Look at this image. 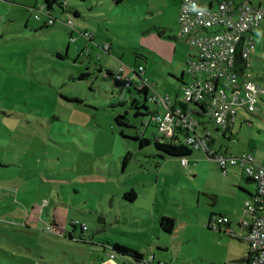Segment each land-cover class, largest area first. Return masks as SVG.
<instances>
[{
	"label": "rangeland",
	"instance_id": "1",
	"mask_svg": "<svg viewBox=\"0 0 264 264\" xmlns=\"http://www.w3.org/2000/svg\"><path fill=\"white\" fill-rule=\"evenodd\" d=\"M57 1L63 5L54 4L51 11L55 25L46 27V18L37 21L30 12L45 6V0H0V264H103L111 254L119 264H135L132 257L104 249L108 234L146 254L151 247L166 264H242L247 243L239 238L238 222L248 224L250 216L243 208L248 200L234 186L240 181L255 191L254 185L243 181L237 167L227 165L223 171L203 150L187 157V166L161 153L153 141L155 124L146 131L150 116H137L131 98L161 115L176 104L196 123L197 134L212 135L215 152L222 146L229 157L249 152L256 169L264 167V104L255 112L261 119L239 108L255 126L243 121L239 138L229 140L210 114L183 101L185 83L202 76L188 72L198 51L180 36V0ZM200 1L205 7L220 3ZM236 1L264 8V0ZM70 20L73 25L67 27ZM252 35L250 72L264 85V21ZM106 58L126 71L124 80H133L135 87L123 98V84L105 77ZM137 63L150 85L133 78ZM86 73L90 76L81 79ZM142 86L151 89L152 103L138 91ZM120 115L132 126H120ZM253 132L256 139L249 146ZM144 133L152 142L140 149L131 138ZM133 189L140 197L135 204L123 198ZM218 191L222 196L214 206L211 195ZM133 213L156 221L166 215L176 220L175 231L160 238L156 231L144 235L123 218L108 229L114 216ZM222 213L236 215L232 236L208 227L218 217L213 215ZM99 215L107 218L109 232L95 235L105 228ZM76 222L86 224L95 240L81 241ZM158 244L169 251H158Z\"/></svg>",
	"mask_w": 264,
	"mask_h": 264
},
{
	"label": "built area",
	"instance_id": "2",
	"mask_svg": "<svg viewBox=\"0 0 264 264\" xmlns=\"http://www.w3.org/2000/svg\"><path fill=\"white\" fill-rule=\"evenodd\" d=\"M264 21V8L248 4H236L232 1H222L212 8L203 7L198 0H181L179 24L181 38L192 48L197 49L196 61L189 63V73L195 80L184 87L182 98L185 103L199 106L206 103V113L210 114L218 131L224 133L237 119V109L244 107L249 113L258 109L260 102L264 104V85L246 76L242 79L235 70L238 58L249 60L255 49L252 33ZM53 21H50L52 23ZM73 25L70 20L68 26ZM117 79H124L125 71L118 70ZM132 73H134L132 68ZM138 74L145 85H150L145 77L146 70L139 66ZM127 86L131 80L126 79ZM210 97V99H208ZM155 98L152 96V99ZM158 130L167 136H174L176 127L189 133L188 143L196 150H203L216 158L222 168L227 165L240 166L257 181L259 201L263 211L249 224L246 240L250 244L249 264H264V167L255 168L252 154L241 157H224L211 148L212 135L205 132L196 133V123L183 116L180 110L169 106L165 115L157 113L153 121ZM186 166L187 161L183 160ZM249 211H254L251 203L246 204ZM228 218H215L210 222L213 229L221 228ZM111 258H114L113 256ZM138 264H166L154 262V258L141 261Z\"/></svg>",
	"mask_w": 264,
	"mask_h": 264
},
{
	"label": "trees",
	"instance_id": "3",
	"mask_svg": "<svg viewBox=\"0 0 264 264\" xmlns=\"http://www.w3.org/2000/svg\"><path fill=\"white\" fill-rule=\"evenodd\" d=\"M224 1H231V0H224ZM220 2H222V1H220ZM232 2H234V1H232ZM45 3H46L45 6L39 8V9L38 8L30 9V12L35 15V18H36L37 21H40L42 17L46 18L47 20H46L45 26L46 27H51V26L55 25V21H54L55 19H53L52 15H51L52 14L51 11H52V9L54 7V4H58L61 7H62L63 4L58 3L57 0H45ZM75 15H76V17H79L78 13H75ZM50 21H53V22L50 23ZM27 25H29V22H27ZM66 26L69 27L68 23L66 24ZM70 32H71V34L73 33L72 30ZM72 40H73V38H72ZM187 44L189 45L188 42H187ZM189 46L191 47V45H189ZM57 56L62 58V55L59 54V53L57 54ZM250 60L251 59L246 60V59H242L240 57L237 60V65H236V69L237 70H235V71L242 79H244L246 77L247 70H250L252 68L251 65H250ZM138 68H139V66L138 67H133V71H134L135 75L140 78V76L138 74ZM118 74H119L118 70H116L114 73L110 72V71H106L105 77L106 78L107 77H115V80L117 81V83H122L123 84V86H122V89H123L122 98H123V97H125V91L126 90L130 91L132 87H135V85L133 84V82L131 80L130 85L127 86V84H126L127 81H125L123 78L121 80L117 79V75ZM89 76H90V74H88V73L83 74L81 76V79L88 78ZM184 78L185 77L183 76L182 79H184ZM141 83H142V81H141ZM187 85H188V83H185L184 87H186ZM138 91L140 93H142V94H145L147 96V98L145 99V102L152 103L151 89H148L146 86H142L141 88H138ZM208 99H210V97H208ZM131 101H132L131 102L132 108L133 109H137V113H136L137 116H150V118L148 120H146V122H145L146 129L151 127L152 124H155L153 121H154V117L157 114V112L154 113V112L150 111L149 107L146 104L145 105L144 104L141 105L140 101L136 97L132 96ZM122 104H124V102H122ZM197 107L200 109V111H203L204 113L206 112L205 111V108L207 107L206 103L201 104V105H199ZM143 108L146 109V114L142 111ZM116 122L120 126H127V127L132 126L130 124V122L127 120L126 115H120V116L116 117ZM212 122L215 125L213 120H212ZM155 127L158 130V126L156 124H155ZM222 134H223V137H225L226 134H227V130L224 133H222ZM180 135H182L183 138H181ZM188 137H189V133L187 131H184L181 128L176 127L174 136H170L169 137L167 135L157 134V135H153V138H154L153 141H154L155 147L161 153H163L165 155H168V156H171V157L181 158L183 160V159H187V157L193 155L194 151H196L194 146L187 142L188 141ZM125 138H128V137L125 136ZM150 138H146L145 137V133H144L143 134V138L138 136V135H136L134 138H131V140L135 139V140L139 141L140 142V149H143L147 145L151 144L152 140ZM217 154L218 155H222L224 157H229L230 156V155H228L227 153H224V152L223 153L218 152ZM245 154H250V153H245ZM206 155L208 156V154H206ZM208 157H212V156L209 155ZM128 160H129V157L127 156L124 159V161H123V171H125L126 168H127ZM236 167H240V166H236ZM222 170L226 172V168H222ZM243 171L245 172L244 169H243ZM245 174H246V177H247L246 179L249 182L254 183L256 185V188H257L256 189V194L252 198L254 211H249V207L246 204L244 206V211L250 216L251 221H252L253 219H255V217H258V216H260L262 214L263 207H262V203L258 199L259 198V194H258L257 181L254 179L253 176L248 175L246 172H245ZM123 198L125 199V201H129L131 203H135L136 200H137V194H136V192L134 190H131V191L127 192L126 194H124ZM219 218H221V217H219ZM114 219L115 220H113L109 224L110 225V227H109L107 225V223H106L107 222V218H105L104 215H99L98 216V223H101V224L105 225L104 226L105 228L103 230H98L97 232H95V235H97L98 233H101V232H109L107 230V228L109 227L108 229L111 230L112 225L114 224V222L117 221L116 220V216H114ZM210 222H211V220H210ZM210 222H209L208 227L210 229H212L210 227ZM228 224H229V220L224 225H228ZM73 225H74V227L81 226V230H82L83 236L85 237V238L81 237V239H80L81 241H83V242H88L89 241L90 242L92 240H95L96 236L92 237V236H90L88 234L89 228H88V226L86 224H79L78 222H76V223H73ZM241 226L246 228V229H248V231H249V226L247 224L242 223ZM160 227H161V229H162V231L164 233L173 234L174 231H175V228H176V221H175V219L170 218V217H163L160 220ZM48 228H51V230L53 232V228L51 226H48ZM218 229H220V228H218ZM227 234L232 236V234H234V233L230 230V231H227ZM104 237H106V236H104ZM70 238H73V236L71 235ZM105 241H106V243H108L109 247L112 248L113 251L118 252V253H120L122 255H125V256L132 257L138 263L143 261V258H144L143 255L140 252H138L137 250L132 249V248H130L128 246L122 245V244L117 243V242H111V241L107 242V239H105ZM245 242L248 244V247L251 250L249 242L247 240H245ZM249 255L251 256V252H250ZM250 256H249V258H250ZM153 258H154V262H156V258L154 256H153Z\"/></svg>",
	"mask_w": 264,
	"mask_h": 264
},
{
	"label": "crops",
	"instance_id": "4",
	"mask_svg": "<svg viewBox=\"0 0 264 264\" xmlns=\"http://www.w3.org/2000/svg\"><path fill=\"white\" fill-rule=\"evenodd\" d=\"M111 1V0H110ZM113 1V0H112ZM181 1V0H180ZM200 1V0H199ZM222 1V0H221ZM235 3H237V4H244V2L243 1H241V2H238V1H236V0H233ZM218 2H220V0H218ZM200 4L203 6V3H201V1H200ZM181 6V5H180ZM203 7H205V6H203ZM212 7H215V4L213 3V2H210L209 3V5L206 7V8H212ZM69 22V21H68ZM70 31V30H69ZM70 35H71V37L74 39V35H73V33L71 34V32H70ZM68 51H69V48H68ZM62 53V51H59V54H61ZM89 56H91V52H88L87 53ZM105 62H106V64H105V68H106V71H110V72H115L116 70H119L116 66H114V64L112 63V61L110 60V59H108V58H106L105 59ZM136 65H138V66H142L141 64H136ZM114 66V67H113ZM102 68V67H101ZM125 73H126V71H125ZM133 74V73H132ZM253 74L250 72V70H247V72H246V76H249V77H251V79H253V80H255V81H257L253 76H252ZM133 78H137V76L135 75V74H133ZM133 81V80H132ZM262 84V83H261ZM263 85V84H262ZM263 104V103H262ZM260 105V104H259ZM258 105V106H259ZM172 107H174L175 108V110H180L181 111V113L183 112V110H182V108L181 107H178L176 104H173L172 105ZM238 111H237V119H236V123L234 124V125H232V126H229V128L227 129V134H226V136L224 137V138H227V139H229V140H231V139H236V138H239V137H237L238 136V134L240 133V132H242L241 130L243 129V121L244 122H247V124H248V126L249 127H254L255 125H254V121H252L250 118L248 119V118H246L245 116H241L240 115V113H239V109H237ZM192 111V110H191ZM201 112H203V111H201ZM257 112V111H256ZM252 114V113H251ZM256 114H258V113H256ZM255 113H254V115L257 117V118H259V119H261V116L260 115H256ZM238 119H240V124H239V127L237 126V123H238ZM242 123V124H241ZM250 124V125H249ZM146 131H148V129H146ZM158 131V134H161V135H165V134H162L159 130H157ZM196 131V130H195ZM255 132L256 133H260V132H262V130L260 129V128H256V130H255ZM197 133V132H196ZM202 134V133H201ZM201 134H199V135H201ZM204 134V133H203ZM222 134V133H221ZM147 135V134H146ZM154 135H157V133H155ZM222 136H223V134H222ZM254 136V137H253ZM254 138L256 139V136H255V134H254V132L251 134V135H249V138H248V141H249V146H251L252 145V143H254L255 142V140H254ZM214 139L212 138V141H211V148L214 150L215 149V147H214ZM220 153H227L228 155H229V149H228V147H223L222 146V149H221V151H219ZM245 153H249V152H246V151H243V155L245 154ZM183 160H186L187 161V159H183ZM182 159H181V164H182V161H183ZM187 165H188V162H187ZM186 165V166H187ZM238 169H241L242 171H243V169L242 168H240V167H237ZM243 173H244V176H243V181L244 182H246L247 183V185H254V187H255V191H252L249 187H246V186H244V185H242V182H240L239 181V184L237 185V186H234V188L235 189H237L238 190V192L240 193V195H243V197L244 198H241L242 200L244 199V200H248V202H246V204L247 203H253V201H252V198H253V196L256 194V185L254 184V183H252V182H249L246 178V174H245V172L243 171ZM230 174H233L234 176H231L232 178H234V179H238V177H237V173H229V172H227L226 173V176L228 177ZM134 190V189H133ZM223 190V192H225L226 190H224V189H222ZM129 191H131V190H128V191H125V193L124 194H126L127 192H129ZM135 192H136V194H137V200H136V202L137 201H139V199H140V197H139V194H138V192L136 191V190H134ZM226 192H228V191H226ZM222 194V192H215V193H213V195H211V198L213 199V205L215 206V205H217V202L221 199L220 197L222 196L221 195ZM124 196V195H123ZM250 201H252V202H250ZM135 202V203H136ZM135 203H132V204H135ZM244 206L245 205H243V208H244ZM227 214V213H226ZM116 215H119V214H116ZM213 216H218V218L219 217H225V218H228V220H229V224L228 225H222L221 226V228L219 229V231L220 232H224V233H226L227 234V231H233V229H232V219H231V217L233 218L234 216H236V215H233V214H230V213H228L227 215H225V213H222V214H218V215H216V214H214ZM163 217H168V216H166V215H162V218ZM120 218H123L124 219V221L125 222H130V223H132V225L133 226H135V227H137V228H140V229H142V231H141V233H143L144 235H152L153 234V232L154 231H156V232H154L155 234H158V238H160V234H162V233H164L163 231H162V229H161V227H160V220L162 219H159L158 221H156L155 219L156 218H154V216L152 217V219L151 220H149L147 217L146 218H143V217H141V215H139L138 213L137 214H134L133 213V215H132V217L130 218V217H121L120 215L119 216H116V222H114V224L112 225V229H114V225L115 224H118L119 223V221H120ZM176 221V220H175ZM248 221V223H250L251 222V218L250 219H248L247 220ZM123 223V222H122ZM241 224H242V222H238V225H239V227H240V229H241V232L243 233L242 234V236L241 237H239L240 238V240L241 241H244L245 242V240H246V237H247V235H248V229H246V228H244V227H242L241 226ZM209 225V224H208ZM223 229V230H222ZM140 233V234H141ZM233 233H234V231H233ZM129 234H132V235H134L135 233H129ZM229 235V234H228ZM105 239H107V242L108 241H111V242H117V243H120V244H122V245H125V246H128V247H130V248H132V249H135V250H137L138 252H140L142 255H143V261L144 260H148L150 257H155L156 258V262H164V263H166L163 259H161V258H159L158 256H157V254L156 253H153L152 251H151V247L149 248V253L148 254H146L144 251H143V249H137L136 247H133V246H131V245H126V243H124L123 241H120V240H118V239H116V238H113L112 236H110V234H108L106 237H104L103 238V241H102V243H105V244H107L105 247H104V249L105 250H107V249H112V248H110L109 247V245H108V243H106V241H105ZM158 247H157V250L158 251H162V253H165L166 251L168 252L169 251V249L168 248H163L162 247V245H160V244H158L157 245ZM160 253V252H159ZM250 254V249H249V247H248V244H247V250H246V255H245V257L244 258H242L241 260H240V262L242 263V264H249V255ZM114 257V258H111V257ZM116 258H115V256L113 255V254H111L110 255V258L108 259V260H106V261H104L103 262V264H119V261H116L115 260ZM134 261H135V264H138V262L134 259Z\"/></svg>",
	"mask_w": 264,
	"mask_h": 264
}]
</instances>
